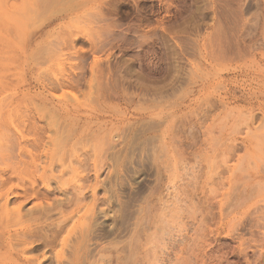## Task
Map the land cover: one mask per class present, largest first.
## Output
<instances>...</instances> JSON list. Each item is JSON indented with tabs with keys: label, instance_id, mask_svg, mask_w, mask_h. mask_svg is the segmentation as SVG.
Listing matches in <instances>:
<instances>
[{
	"label": "rangeland",
	"instance_id": "374dc122",
	"mask_svg": "<svg viewBox=\"0 0 264 264\" xmlns=\"http://www.w3.org/2000/svg\"><path fill=\"white\" fill-rule=\"evenodd\" d=\"M14 126L40 165L75 144L80 264H264V0H0V137Z\"/></svg>",
	"mask_w": 264,
	"mask_h": 264
},
{
	"label": "bare ground",
	"instance_id": "6f19581e",
	"mask_svg": "<svg viewBox=\"0 0 264 264\" xmlns=\"http://www.w3.org/2000/svg\"><path fill=\"white\" fill-rule=\"evenodd\" d=\"M28 129L26 126L6 127L0 137V163H3V166L0 164V200L3 199L0 203V222H4V227L0 228L1 245L9 242L8 254L19 264H34L39 258V255L34 253L43 252L46 246L57 243L59 249L52 250L51 255H48L54 264H61L65 257L70 264H80L88 254V244L92 238L90 234L93 231L90 228L91 223L75 221V215L77 216L79 210L85 207L81 203L85 187L73 185V189H68L61 181L68 166L74 168L70 162L72 158L68 166L63 165V159L64 155L68 158L76 157L75 144H67L66 147L56 145L51 138L49 142L53 147L49 151L41 150L49 161L40 165L37 163L39 154L36 155L32 150H24L26 142L16 141V153L13 152L15 143H12L11 147L8 146V143L16 139L20 140ZM33 130L40 133L37 128ZM58 132L56 131L55 135ZM40 145V139L32 142V148L35 151L40 149ZM4 150H8L7 155L1 153ZM73 162L78 163L74 160ZM28 164L32 165V168L24 170V165ZM55 165L60 167L55 169ZM16 177L21 185L6 187L7 182ZM49 183L55 185L51 186ZM15 187L19 189V192L14 191ZM10 194L13 201L9 207ZM57 194L62 198L56 197ZM50 195L53 197L50 198ZM29 202L33 205L25 208ZM89 209V207L86 208V213ZM54 215L56 217H53ZM90 215L92 216L91 212L88 213V216ZM75 233L78 237L73 238ZM67 249L70 251L68 257ZM44 254H40L42 260H45Z\"/></svg>",
	"mask_w": 264,
	"mask_h": 264
}]
</instances>
